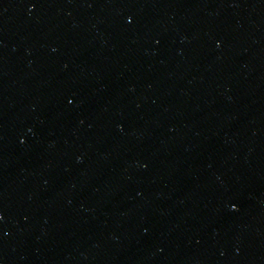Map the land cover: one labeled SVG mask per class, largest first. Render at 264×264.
I'll use <instances>...</instances> for the list:
<instances>
[{
  "label": "water",
  "instance_id": "obj_1",
  "mask_svg": "<svg viewBox=\"0 0 264 264\" xmlns=\"http://www.w3.org/2000/svg\"><path fill=\"white\" fill-rule=\"evenodd\" d=\"M0 264H264V0H0Z\"/></svg>",
  "mask_w": 264,
  "mask_h": 264
}]
</instances>
